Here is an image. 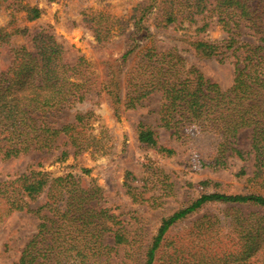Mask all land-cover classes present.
Returning a JSON list of instances; mask_svg holds the SVG:
<instances>
[{
    "label": "trees",
    "instance_id": "trees-1",
    "mask_svg": "<svg viewBox=\"0 0 264 264\" xmlns=\"http://www.w3.org/2000/svg\"><path fill=\"white\" fill-rule=\"evenodd\" d=\"M13 1L0 0V12L9 16L0 26V48L14 35L29 34L19 21L41 15L39 8ZM209 11L217 13L226 37L211 41L191 36L188 50L220 61L231 55L234 76L228 89L187 65L180 47L159 51L153 40L152 26L196 25ZM132 19L124 51L101 74L84 56L71 58L48 29L36 31L31 46L10 47L9 63L0 70V160L41 155L23 173L0 180V224L15 213L32 214L37 220L17 264H264V194L259 191H205L203 187L219 184L201 181L202 192L163 216L151 235L139 214L133 222L128 213L103 207L100 187L83 184L72 173L53 176L40 169L49 155L62 162L87 151L109 152L111 138L98 116L92 109L78 110L86 101L96 105L106 100L119 116L159 95L154 112L161 127L176 137L188 128L218 136L213 166L226 168L227 159L236 157L244 164L236 176L246 175L249 163L252 179L264 181V0H146L132 9ZM91 21L96 40H106L113 26L109 14L100 13ZM206 29V23L197 27L196 36ZM242 30L251 33L252 40L244 39L248 34ZM245 130L250 138L247 151L237 144ZM137 139L142 145H157L156 133L142 123ZM134 181L126 173L123 185L132 204L154 199ZM162 195L169 194L160 189L157 196ZM213 204L225 208L203 213L181 235L171 234L176 224Z\"/></svg>",
    "mask_w": 264,
    "mask_h": 264
},
{
    "label": "rangeland",
    "instance_id": "rangeland-1",
    "mask_svg": "<svg viewBox=\"0 0 264 264\" xmlns=\"http://www.w3.org/2000/svg\"><path fill=\"white\" fill-rule=\"evenodd\" d=\"M20 1L41 10L39 18L31 21H19L20 26L28 30V35L17 34L11 37L9 45L0 48V70L9 63V50L12 46L26 44L31 46L32 35L40 29H48L55 39L61 43L70 57L84 56L96 73H103L107 64L118 57L125 48L126 39L132 28V9L136 4L146 0H14ZM5 5V4H3ZM100 13L109 14L112 29L109 37L99 42L93 32L95 22L91 18ZM24 13H19L22 17ZM217 13L209 11L204 15V20L196 25L189 26L187 22L181 25H169L154 30V43L157 50L167 49L172 45L180 47L187 65L195 66L202 74L217 83L222 89H228L233 81V58L227 56L222 61L215 58L197 57L189 49L188 39L222 40L227 33L222 24L217 20ZM91 21V22H90ZM9 22L7 12H0V26ZM207 24L204 33H198L197 27ZM7 29H10L8 27ZM244 39L252 40L251 33L247 30ZM153 33V31H152ZM192 36V37H191ZM160 105V96L155 95L145 106L135 110L122 111L116 116L110 103L99 99L94 105L86 101L78 107L79 111L92 109L98 116L99 122L107 129L111 138L110 149L105 155L95 154L90 151L75 157L70 156L65 161H53L54 155L42 160L40 169L60 176L67 173L80 176L83 184L100 187L102 206L115 213H128V218L137 214L142 216L147 233L153 235L163 216L171 214L185 204L189 199L197 197L203 190L219 191L227 194L246 193L259 191L264 194V181L253 180L252 167L247 163V174L236 176L244 165L240 159H227L226 168L213 166L217 154L219 137L214 134L202 133L195 128H188L178 137L172 135L170 130L161 127L158 114L154 111ZM72 113L69 114V120ZM142 123L150 127L157 137L156 146L140 144L137 139V125ZM248 132L241 131L237 144L243 151L249 148ZM163 148L173 150L168 154ZM41 155L29 153L6 161L0 160V180L7 179L23 173L29 164L39 160ZM82 169L89 170L83 173ZM131 173L135 178L134 185L145 186L147 197L154 194V199L138 205L132 204L125 193L124 181L126 173ZM210 180L219 185L213 187L198 186L199 182ZM165 184H172L166 188ZM188 184H191L189 186ZM169 194L167 198L157 196V193ZM168 189H171L169 191ZM156 194V195H155ZM42 202V198L38 200ZM37 201V202H38ZM161 203V204H160ZM159 205H161L159 207ZM224 205H208L185 221L175 225L174 234H183L185 227L205 212L219 213ZM37 220L32 214L15 213L4 218L0 224V264H17L21 249L36 231Z\"/></svg>",
    "mask_w": 264,
    "mask_h": 264
}]
</instances>
